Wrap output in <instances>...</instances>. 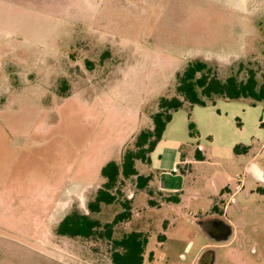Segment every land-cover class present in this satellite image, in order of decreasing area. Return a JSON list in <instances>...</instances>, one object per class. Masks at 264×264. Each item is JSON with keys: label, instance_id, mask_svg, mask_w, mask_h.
<instances>
[{"label": "rangeland", "instance_id": "obj_1", "mask_svg": "<svg viewBox=\"0 0 264 264\" xmlns=\"http://www.w3.org/2000/svg\"><path fill=\"white\" fill-rule=\"evenodd\" d=\"M195 59L222 79L235 75L244 80L252 69L260 81L264 0H0V90L5 80L14 85L29 78L73 94L59 99L55 112L46 111L50 123L70 132L74 147L86 137L90 152L99 144L105 162L119 159L126 148L135 149L139 132L153 127L159 97L178 95L176 74ZM251 103L217 98L205 106L184 105L172 113L159 144L194 141L189 148L183 146L193 162L178 167L185 176L184 194L212 192L215 185L227 183L232 193L243 181L226 214L220 199L203 211L187 198L171 210L146 207L148 189L154 198L164 196L154 192L150 165L136 160L138 173L151 176L147 186L139 188L135 176L123 179V195L101 204L98 212L88 209V215L110 222L131 196V212L133 206L136 214L115 224L112 236L144 232L148 241L143 264H198L208 248L200 247L210 243L198 219L214 215L230 222L232 229L229 242L210 246L216 264H264V102ZM32 104L41 112L38 100L26 94L14 110L25 115ZM190 121L196 136L189 135ZM235 146L247 150L235 153ZM197 151L203 160L194 162ZM90 181L101 184L104 178L98 171V178ZM223 194L227 200L230 194ZM13 205L20 231L23 224L34 223L32 202L15 200ZM23 233L32 242L41 237L37 241L44 247L10 237L0 242V264H113V245L105 237L66 238L54 248L45 231L13 234Z\"/></svg>", "mask_w": 264, "mask_h": 264}, {"label": "crops", "instance_id": "obj_2", "mask_svg": "<svg viewBox=\"0 0 264 264\" xmlns=\"http://www.w3.org/2000/svg\"><path fill=\"white\" fill-rule=\"evenodd\" d=\"M2 87L4 90H2L3 92L0 90V242L5 239L9 240L11 237L30 247L42 249L44 242L42 245L39 243L40 241H37L41 237L32 242L30 235L23 233V238L13 233H20L25 230L45 231V235L49 234V237L52 238V245L56 248L58 240L71 238L57 235L55 232L57 224L74 209L88 214L90 197L93 199L97 189L103 183L100 184L99 181H96V184L90 183V180L95 177L98 178V171L106 163L102 160L103 157L100 152L102 149L98 151V147L100 148L98 144L97 150L94 149L90 152L88 137L81 145L76 144L77 147H74L75 141L70 132L58 130L51 125L49 114L46 111L55 112L56 102L59 99H71L73 94L58 93L50 85L29 78H26L23 84L14 85L10 80H5ZM25 94L27 96L32 95L38 100V106L42 105L41 112L39 109L35 111L37 107L33 104L26 106L28 112L25 115H21L20 109L14 110L15 104L19 105L22 101V95ZM44 99L49 102L46 103L49 105L47 109H45L46 105L43 104L45 103L43 102ZM23 124L27 126H23ZM161 139L149 154V165L155 172L154 192H177L179 201L177 203L161 201L154 198L153 193L147 198L146 207L171 210V208H176L172 206H178L184 198H187L191 201H197V208L199 211H203L210 209L214 206L215 201L220 199L225 201L223 211L226 214L233 193L244 188L243 181H239L237 190L232 193L229 183H227L226 185H215L212 192L199 193L195 191L184 194L185 176L179 172L178 167L180 165L187 166L193 162L189 149L187 151L183 149V146L193 144L194 141L181 142L180 146L167 144L160 146ZM202 160L203 156L202 159H197L195 156L194 162ZM225 189L226 191H224ZM224 192L226 195L230 194L227 200L224 199ZM129 198L131 205H133L132 197L129 196ZM149 199H152L156 204L150 205ZM15 200L33 203V211L29 215L35 218L34 223L27 224V226L23 224L21 231L16 227L19 223L16 222L15 218L17 211L13 205ZM34 201H37L38 204L39 210L37 211L34 209ZM77 201H80V204L75 205ZM198 203H200L199 206ZM203 205H206V208H203ZM131 213L132 216L136 214L133 206ZM205 218L206 216L198 219L203 231L202 221ZM224 222L231 228L230 222ZM231 237V232L217 239L207 236L210 243L203 244L200 249L210 247L212 243L222 246L229 242ZM70 242L69 240L66 244L71 246Z\"/></svg>", "mask_w": 264, "mask_h": 264}, {"label": "trees", "instance_id": "obj_3", "mask_svg": "<svg viewBox=\"0 0 264 264\" xmlns=\"http://www.w3.org/2000/svg\"><path fill=\"white\" fill-rule=\"evenodd\" d=\"M176 96H161L158 99V110L152 114L153 127L139 132L135 139V149L126 148L119 159L107 161L100 169L104 178L103 183L97 189L93 199L88 202L91 212H98L101 204H111L123 195L120 189L123 179L136 177L139 188L147 186L151 180L150 174L138 173L135 166L136 160L150 163L149 154L161 139L166 124L171 120L172 113L184 105L205 106L214 103L217 98L224 99H250L252 105L264 102V71L261 80L258 81L254 70L249 69L244 80L235 75H229L222 79L218 77L212 68L204 61L195 59L189 61L185 68L176 74ZM189 135L196 136L194 123H188ZM247 150L246 146H235L234 152L240 153ZM196 153L197 159H202L200 153ZM150 195L153 192L148 189ZM166 202L177 203L178 193H163ZM150 205L156 203L149 199ZM123 210L118 212L112 221L101 223L97 218L84 214L74 209L65 215L57 224L55 232L57 235L71 238H102L111 240L113 250L111 260L113 264H143L144 250L147 244V235L139 230H131L124 233L120 238H113V226L119 222L127 221L131 217V199L126 197L122 201ZM163 238V235H161Z\"/></svg>", "mask_w": 264, "mask_h": 264}, {"label": "flooded vegetation", "instance_id": "obj_4", "mask_svg": "<svg viewBox=\"0 0 264 264\" xmlns=\"http://www.w3.org/2000/svg\"><path fill=\"white\" fill-rule=\"evenodd\" d=\"M202 225L206 235L209 238H222L230 232L232 235V229L222 219L214 215L206 216V218L202 221ZM204 254H206L205 257H203ZM216 262V253L212 247H208L205 253H201L197 260L198 264H216Z\"/></svg>", "mask_w": 264, "mask_h": 264}]
</instances>
